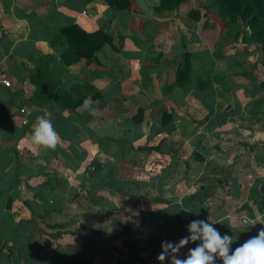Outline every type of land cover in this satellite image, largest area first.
I'll use <instances>...</instances> for the list:
<instances>
[{
  "label": "crops",
  "instance_id": "obj_1",
  "mask_svg": "<svg viewBox=\"0 0 264 264\" xmlns=\"http://www.w3.org/2000/svg\"><path fill=\"white\" fill-rule=\"evenodd\" d=\"M153 14L139 33L103 0H0V264H160L195 220L231 251L264 228L260 48L208 45L210 25L177 34ZM73 24L112 45L79 62L59 32ZM185 53L191 80L176 85ZM39 116L55 150L31 141Z\"/></svg>",
  "mask_w": 264,
  "mask_h": 264
},
{
  "label": "trees",
  "instance_id": "obj_2",
  "mask_svg": "<svg viewBox=\"0 0 264 264\" xmlns=\"http://www.w3.org/2000/svg\"><path fill=\"white\" fill-rule=\"evenodd\" d=\"M103 1L106 5L122 11L128 14V16L137 17L142 14L137 0ZM185 1L186 0H160L159 4L154 7V13L159 17H166L170 15L171 12L176 11ZM250 1L251 0H212L209 6H217L218 10L222 12V14L219 13L214 15L206 11V5L196 0L193 8L189 9L185 16L188 18H186L188 21L194 24L199 23L203 19L204 28L208 27L207 22L213 21L214 24L216 23L220 26L219 33L224 32L225 35H230L234 39H238L240 34H242V42H252L259 45L262 52L261 65L264 68V0H256L253 3H250ZM174 16L176 17V14ZM145 22L143 17H137L133 23L129 22L127 24L128 31L140 33ZM155 24L157 25V22H155ZM186 24L189 23L187 22ZM214 26L210 25V28ZM59 32L65 39L66 44L72 49V54L81 63L89 60L105 45H112V38L102 30L88 33L78 25L73 24L60 28ZM248 32L249 34H247ZM183 59L184 60L176 70L174 80L176 85L189 83L191 80V55L185 53ZM261 86L264 89V82L261 83ZM96 94L98 98H101L98 92ZM142 113L143 111L140 110L139 114L142 115ZM140 120L141 119L138 121L136 119L135 123L140 122ZM165 121L169 122L167 119Z\"/></svg>",
  "mask_w": 264,
  "mask_h": 264
},
{
  "label": "clouds",
  "instance_id": "obj_3",
  "mask_svg": "<svg viewBox=\"0 0 264 264\" xmlns=\"http://www.w3.org/2000/svg\"><path fill=\"white\" fill-rule=\"evenodd\" d=\"M93 103L92 98L87 97L82 107L88 110L90 115L96 116L98 110L93 107ZM58 140L59 134L52 122L46 116L37 117L31 133L32 143L47 151L55 150ZM188 232L190 235L181 238L178 243L162 242V251L157 257L160 264H164L167 259L171 260V264H216L217 260H222L223 264H264V228L234 251H231L230 247L234 237H221L213 223L195 220L191 222ZM190 242L196 244V247L188 249L186 257L181 258V250Z\"/></svg>",
  "mask_w": 264,
  "mask_h": 264
},
{
  "label": "rangeland",
  "instance_id": "obj_4",
  "mask_svg": "<svg viewBox=\"0 0 264 264\" xmlns=\"http://www.w3.org/2000/svg\"><path fill=\"white\" fill-rule=\"evenodd\" d=\"M195 1L196 0H186L184 3H182L177 8L176 11L171 12L170 15L167 16L171 21H173V22L175 21L176 22L175 26L177 28V34L180 31V28H181V30L186 31V29H188V27H190L192 25L193 26H196V27H198V26L201 27L202 24L204 23V20L203 19L199 23H195V24L194 23H191V21H188L187 20L188 18L185 16L186 13H187V11L189 9L193 8V5H194V2ZM198 1H200L202 4L206 5V11H209L210 13H212L214 15L219 14V13L222 14V12L218 10V7L217 6H209L211 4L212 0H198ZM137 2L139 4L140 8L143 10L144 15H146V16L152 15L153 16L154 15L153 14L154 13L153 12V8L159 4L160 0H137ZM202 12H204V11H202ZM175 14H176V17L175 18L170 17L171 15H175ZM125 15L127 16L128 20L130 19V22L133 23L134 18H132L131 16L129 18L128 17V14H126V13H125ZM113 17L119 20L118 21L119 24L122 21H125V16H124L123 13H117ZM178 18H181L182 20L183 19L186 20L185 22L186 23L188 22L189 24H185V26H186L185 27L184 26V20L182 21L183 22L182 23L181 20H179ZM207 24L208 25H213V26L215 25L213 28H211L212 30H209V31L207 30V32L204 33V34H208V38L211 37L212 39H214L212 42L210 41V43H208V45L217 43L216 46H218L220 48H226V47H228L230 49L233 48L235 51H238L239 49L241 50V49H245L246 48V50L247 49L248 50L250 49L251 52H254L255 55H256V53H258L260 46L257 45V44H255V43H252V42H248V43L242 42V34H240V36L238 37V39H234L230 35H225L224 32L219 33L220 26L218 24H216V23L214 24L213 21H211V22L209 21V22H207ZM177 25H179V26H177ZM172 26L173 25H171L170 27H172ZM167 28L165 27V29H163V31H164L163 33H165L166 36H168V32H167L168 30H167ZM165 30H167V31H165ZM170 30L172 31V29H170ZM188 30H190V29H188ZM199 33L200 32L198 30H197L196 33H193V31L192 32L188 31V33H185L184 35L182 33H179L180 37L177 36V41L176 42L178 44L179 43L185 44L187 42L186 39H188V38H194V37L199 38L200 37L199 36ZM247 34H249V32ZM173 36H175V34H173ZM221 39L223 41V45L222 46L220 44ZM120 41H121V43L125 42V40H120ZM192 42H193L192 40L189 41V43H192ZM121 43H119V44H121ZM260 51H261V49H260ZM258 57L257 56H256V58L253 57L254 67L256 66V63H258L257 62V59H260L259 61H260V65H261L262 55H260V52H259ZM170 74L172 75L173 73L170 72Z\"/></svg>",
  "mask_w": 264,
  "mask_h": 264
},
{
  "label": "built area",
  "instance_id": "obj_5",
  "mask_svg": "<svg viewBox=\"0 0 264 264\" xmlns=\"http://www.w3.org/2000/svg\"><path fill=\"white\" fill-rule=\"evenodd\" d=\"M3 83H4V85L7 86V87L9 86V82H8V81H3Z\"/></svg>",
  "mask_w": 264,
  "mask_h": 264
},
{
  "label": "water",
  "instance_id": "obj_6",
  "mask_svg": "<svg viewBox=\"0 0 264 264\" xmlns=\"http://www.w3.org/2000/svg\"><path fill=\"white\" fill-rule=\"evenodd\" d=\"M255 1H256V0H251L250 3H253V2H255Z\"/></svg>",
  "mask_w": 264,
  "mask_h": 264
}]
</instances>
